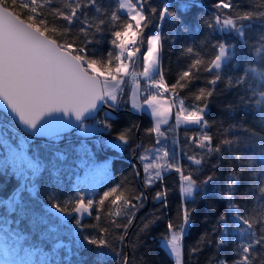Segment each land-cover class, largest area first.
Wrapping results in <instances>:
<instances>
[{
    "label": "snow or ice",
    "instance_id": "obj_1",
    "mask_svg": "<svg viewBox=\"0 0 264 264\" xmlns=\"http://www.w3.org/2000/svg\"><path fill=\"white\" fill-rule=\"evenodd\" d=\"M202 8L201 0H0V264H133L124 249L148 189L161 185L151 197L161 211L142 219L139 234L164 216L166 173L179 174L183 197L194 201L218 181L219 165L209 160L225 152L240 171L233 169L219 191L226 211L213 231L216 253L229 249L231 258L213 257L209 264H264V215L252 214L257 204L264 206V136L248 143L223 135H258L241 122L220 138L206 116L217 85L224 84L264 120V67L246 61L238 74L226 71L239 68L237 41L251 48L248 33L257 24L264 28V0H214L210 15ZM177 27L186 35L207 31L198 42L181 45L185 65L169 83L163 51L176 43ZM257 35L264 42V31ZM104 43L105 50L95 47ZM255 62L259 66L258 52ZM198 81L191 92L195 103H187L181 93ZM122 112L148 114L143 132L152 147L138 142L142 125L136 120L116 128ZM181 127L185 144L175 152L168 144L177 145ZM241 145L250 151L240 152ZM108 150L130 152L139 188L129 191L122 181L99 193L77 187L62 195L67 173L107 176L113 157L99 153ZM181 156L195 167L185 168ZM245 177L241 195L253 205L242 210L235 197ZM192 211L186 202L177 220L165 224L161 239L174 264H182ZM199 251L190 249L192 255Z\"/></svg>",
    "mask_w": 264,
    "mask_h": 264
},
{
    "label": "trees",
    "instance_id": "obj_2",
    "mask_svg": "<svg viewBox=\"0 0 264 264\" xmlns=\"http://www.w3.org/2000/svg\"><path fill=\"white\" fill-rule=\"evenodd\" d=\"M203 4L202 11L206 15L212 13L211 5L214 0H201ZM239 3H243L244 0H237ZM8 4H11V0H8ZM15 11H20L19 8H16ZM150 29L149 31H152ZM169 31V25H165V32ZM206 29H201L199 31H193L189 34H184L179 30V27L176 28V31L173 33L176 37L175 44H166L163 51V70L166 74V78L169 83L173 82L176 79L177 73L185 65V59L181 57V45L190 42H198ZM264 31V28H261L258 24L252 28L248 33V40L252 43V47L248 48L241 45L237 41V48L235 54V62L239 63V68L229 67L226 71L231 75L238 74L244 67L245 62L250 63V68L264 67V42L258 41V33ZM226 39H233L232 37H225ZM107 41L108 37L103 38ZM101 50L107 49V43L102 45L95 46ZM203 51V50H201ZM259 53L260 64L257 65L256 53ZM254 75V74H250ZM201 82H197L192 85L191 89H186L181 93V96L186 99L187 103H195L192 99L191 92L195 90ZM143 84V81H142ZM131 82H129V87ZM217 88L219 91L211 98V103L207 110L206 116L210 123L213 125L210 128V132L223 138L222 132L223 129H227L230 124L243 123V127L249 129L252 132L257 133L256 136H250L244 131H232L230 133H224L229 138L234 136H240L245 139V142L256 143L259 140L260 136H264V120H261L260 115L254 110H250L240 103V92L236 89L226 90L224 84H218ZM232 106V111L230 112L229 106ZM130 120H136L142 125V130L137 133L138 142H142L145 147H152L149 141L152 139L144 135L143 128H146L150 125L149 116L147 114L143 116L130 115L128 113H120V118L116 121V128L119 129L125 123ZM166 128L167 126H162ZM185 131L184 127H181L176 132V139L178 141L175 147L172 146L169 142L168 146L175 152H179L180 149L185 144ZM188 134H192V129H187ZM93 139H100L102 141H107L110 137L97 136ZM139 151V150H138ZM191 151V149H187ZM240 152H247L250 149H245L243 145L239 148ZM101 159L105 157H113V163L111 169L109 170L108 177L101 183L97 184L94 188L96 191L102 192L105 187H110L112 185H117L122 181L125 184V187L132 191L139 188L140 181L135 178L132 173L131 165L134 163L131 154L129 151H124L122 153L116 154L112 150L104 151L99 153ZM209 163H216L219 167L216 169L217 176L219 177L218 181L215 184L209 185L207 190L199 195L194 194V201L192 198L183 197L180 191V179L179 174L175 171H171L165 174L164 185L167 189V208L163 209L164 216L159 223L155 224L154 227L146 234H139L137 229L141 224L142 219L146 215H152L161 211L159 204L155 203L151 197L154 193L161 187L159 183L153 188L148 189L149 199L145 202V206L142 210L137 213V217L134 221L133 226L128 230L127 243L129 246H126L124 251L129 254L130 258L133 261V264H174V258L165 250L162 246L164 244L161 239L167 232L165 227L166 222L169 218L172 220H177L178 213L185 206L187 202V207L193 209L191 213V223L187 228L186 234L183 239V248H182V264H209L210 258L215 257L219 259L221 256L228 255L230 257V250L224 249L221 253H216L215 251V240L216 235L213 231L214 226L216 225L217 217L220 213L225 212L226 201L221 199L219 196V191L223 190L225 187V178L228 174L235 169V171H240V166L237 165L235 159L228 155L225 152L222 159H218L213 156L210 158ZM246 163V162H245ZM181 164L191 170L195 166L187 161L183 156H181ZM206 171H211V169H206ZM96 173H89L87 176L82 171L77 170L74 174L67 173L63 176V192L62 195L69 193L74 188H82L87 191H90L93 187H90L89 182L90 178L95 177ZM248 180L245 177L236 189V201L240 203L244 208L251 209L253 201L244 200L242 198V193L246 189ZM254 216L264 215V206L257 204L255 210L252 213ZM84 223H89V218L84 219ZM101 224H104L105 221L101 220ZM113 239V237H109ZM135 245L134 247L132 245ZM193 247H198L201 249L197 254L192 255L190 249Z\"/></svg>",
    "mask_w": 264,
    "mask_h": 264
},
{
    "label": "rangeland",
    "instance_id": "obj_3",
    "mask_svg": "<svg viewBox=\"0 0 264 264\" xmlns=\"http://www.w3.org/2000/svg\"><path fill=\"white\" fill-rule=\"evenodd\" d=\"M148 115V114H147ZM97 175L95 176V177H93V178H90V182H89V185H90V187H95L97 184H99V183H101V181L103 182L107 177H108V175H109V172H108V174H107V176H104L103 174H98V173H96ZM92 188V189H93ZM164 248H165V250L170 254V251L167 249V247H166V245L165 244H163L162 245ZM171 255V254H170Z\"/></svg>",
    "mask_w": 264,
    "mask_h": 264
},
{
    "label": "crops",
    "instance_id": "obj_4",
    "mask_svg": "<svg viewBox=\"0 0 264 264\" xmlns=\"http://www.w3.org/2000/svg\"><path fill=\"white\" fill-rule=\"evenodd\" d=\"M130 87H131V85H130ZM130 87H129V88H130Z\"/></svg>",
    "mask_w": 264,
    "mask_h": 264
},
{
    "label": "water",
    "instance_id": "obj_5",
    "mask_svg": "<svg viewBox=\"0 0 264 264\" xmlns=\"http://www.w3.org/2000/svg\"><path fill=\"white\" fill-rule=\"evenodd\" d=\"M140 181V180H139Z\"/></svg>",
    "mask_w": 264,
    "mask_h": 264
}]
</instances>
